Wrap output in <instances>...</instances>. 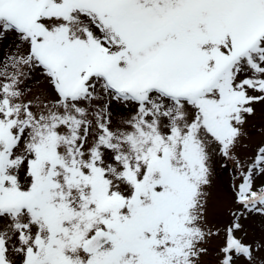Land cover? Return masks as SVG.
Wrapping results in <instances>:
<instances>
[{
  "label": "snow or ice",
  "instance_id": "6c2138e0",
  "mask_svg": "<svg viewBox=\"0 0 264 264\" xmlns=\"http://www.w3.org/2000/svg\"><path fill=\"white\" fill-rule=\"evenodd\" d=\"M0 264H264V0H0Z\"/></svg>",
  "mask_w": 264,
  "mask_h": 264
},
{
  "label": "rangeland",
  "instance_id": "374dc122",
  "mask_svg": "<svg viewBox=\"0 0 264 264\" xmlns=\"http://www.w3.org/2000/svg\"><path fill=\"white\" fill-rule=\"evenodd\" d=\"M256 131H258V129ZM258 142H259V137L257 135H255V133H254L253 144L258 143ZM222 180H223V183L224 184H227L228 183V181H229V175H228V173H224L223 174ZM222 223L223 222L221 221V226H222ZM249 239H251V235L249 236ZM213 259H214V257H209L208 258L209 261H212Z\"/></svg>",
  "mask_w": 264,
  "mask_h": 264
}]
</instances>
